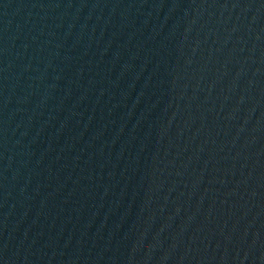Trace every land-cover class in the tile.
<instances>
[{"label":"water","instance_id":"95a60500","mask_svg":"<svg viewBox=\"0 0 264 264\" xmlns=\"http://www.w3.org/2000/svg\"><path fill=\"white\" fill-rule=\"evenodd\" d=\"M264 120V0H0V264H66Z\"/></svg>","mask_w":264,"mask_h":264}]
</instances>
